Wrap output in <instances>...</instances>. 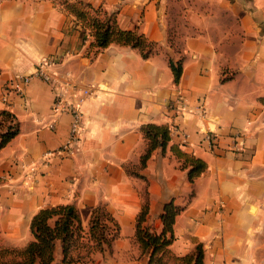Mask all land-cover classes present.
<instances>
[{
	"label": "crops",
	"instance_id": "0c3cea01",
	"mask_svg": "<svg viewBox=\"0 0 264 264\" xmlns=\"http://www.w3.org/2000/svg\"><path fill=\"white\" fill-rule=\"evenodd\" d=\"M66 1L0 0V108L19 120L18 133L0 148V246L24 247L41 207L75 204L87 231L94 207L102 205L118 235L111 251L84 264H154L135 238L146 189L144 223L151 230L162 229L164 202L182 206L169 245L175 254L201 242L203 264H264V0H84L115 11L122 28L153 41L146 57L117 42L91 46L93 34ZM46 55L55 59L53 69L90 86L70 156L46 155L66 140L71 117L52 112L50 84L32 77L23 94L2 100L6 83L31 73ZM170 58L181 60L177 81ZM178 95L183 104L176 112L169 102ZM149 122L166 124L171 139L140 167L147 146L142 125ZM174 123L189 134L180 147L207 163L193 183L170 148L180 141ZM206 128L219 133L218 148L200 140ZM237 129L244 143L232 150ZM61 257L57 240L50 264H65Z\"/></svg>",
	"mask_w": 264,
	"mask_h": 264
},
{
	"label": "trees",
	"instance_id": "16d2710c",
	"mask_svg": "<svg viewBox=\"0 0 264 264\" xmlns=\"http://www.w3.org/2000/svg\"><path fill=\"white\" fill-rule=\"evenodd\" d=\"M66 6L80 20L84 29L83 18L88 19L90 31L94 36L91 46L97 49L107 46L111 42L137 47L142 56H148L152 51L153 41L149 40L137 29L122 28L116 19V12H107L101 5L94 7L84 0L66 1ZM76 3L79 8L75 9ZM93 11V12H91ZM170 67L177 81L182 71L181 60L169 59ZM19 131V120L14 112L7 108H0V148L8 143ZM144 137L147 140L145 151L140 157V167L146 164L152 150L160 147L165 150L171 139L169 127L166 124L149 122L142 125ZM172 152L188 167L187 175L193 183L194 179L207 167L206 161L182 149L179 144L170 145ZM127 169L139 174L135 169ZM145 200L137 213L135 224V238L142 252L146 253L148 263L154 264H203L204 250L201 242H197L192 252L184 255L175 254L169 247L174 238V221L182 209L181 205L168 200L164 202L160 218L162 229L160 232L151 230L144 223L148 209L147 190H144ZM30 228L33 238L21 248L0 246V264H50L54 259V247L57 240L61 242L63 263L73 261V244L86 238L83 245L92 243L99 252L112 250L113 240L118 235V223L113 214L104 206L94 207L89 220L88 230L82 225L78 210L73 203H61L53 206L41 207L32 217ZM83 241V240H82ZM10 253L14 256H10ZM8 255V257H7Z\"/></svg>",
	"mask_w": 264,
	"mask_h": 264
},
{
	"label": "built area",
	"instance_id": "2783aa9c",
	"mask_svg": "<svg viewBox=\"0 0 264 264\" xmlns=\"http://www.w3.org/2000/svg\"><path fill=\"white\" fill-rule=\"evenodd\" d=\"M54 62L55 59L52 56H41L36 61V66L31 73L16 75L6 83L2 91V100L8 102L12 93L19 95L23 94L25 84H27L32 77L41 78L50 84L54 92L52 112L55 114L69 112L71 117L66 140L57 148L46 151V155L65 157L74 153L80 141L82 130V111L80 105L90 94V86H81L75 80L71 79L68 72L60 73L58 70L53 69L51 65ZM182 101L183 98L178 95L169 102V105L178 112L182 108ZM200 112L204 114V109H201ZM52 125V123L49 124L50 127H52ZM241 136L242 132H240V129L234 131V140L231 144L232 150L241 148L244 143ZM219 138V133L214 129L206 128L205 130H201L200 140L211 150L219 147ZM186 139L187 136L183 133L181 142L185 143ZM31 168H33V166Z\"/></svg>",
	"mask_w": 264,
	"mask_h": 264
},
{
	"label": "rangeland",
	"instance_id": "374dc122",
	"mask_svg": "<svg viewBox=\"0 0 264 264\" xmlns=\"http://www.w3.org/2000/svg\"><path fill=\"white\" fill-rule=\"evenodd\" d=\"M94 7H96V6H94ZM101 7H102V5H101ZM78 8H79V6L76 3L75 9H78ZM102 9L104 10L103 7H102ZM91 12H93V11H91ZM82 21H83L84 24L87 25L86 27L90 29V25L88 24V22H89L88 19L87 18H83ZM154 46L155 45L153 44L151 51L154 50ZM201 109H204V114H205V108L203 106L202 107L199 106L197 112H199L200 115H203V113L200 112ZM171 129L174 132H176L175 134H177L179 136V138H180L179 139L180 140L179 141V146L187 144L189 134H188V132L185 129L179 127L175 123L172 124ZM169 130H170V128H169ZM183 133L187 136V139H186L185 143L181 142V138H182V134ZM84 242H87L86 238L81 239V242L78 241L76 244H73V247H74V250H73V253H72L73 261H71L69 263H65V264H84V263H91V262H94L96 260V258H97L96 257V253H98L99 251L95 247L92 246L93 245L92 243H89V245L88 244L87 245H83ZM10 256H14V254L10 253ZM7 257H8V255H7Z\"/></svg>",
	"mask_w": 264,
	"mask_h": 264
}]
</instances>
